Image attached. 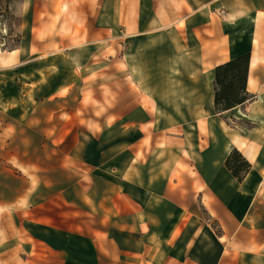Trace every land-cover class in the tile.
I'll list each match as a JSON object with an SVG mask.
<instances>
[{"label":"crops","instance_id":"obj_1","mask_svg":"<svg viewBox=\"0 0 264 264\" xmlns=\"http://www.w3.org/2000/svg\"><path fill=\"white\" fill-rule=\"evenodd\" d=\"M18 15L0 46V264H264V0ZM247 53L250 97L219 112L216 67Z\"/></svg>","mask_w":264,"mask_h":264},{"label":"trees","instance_id":"obj_2","mask_svg":"<svg viewBox=\"0 0 264 264\" xmlns=\"http://www.w3.org/2000/svg\"><path fill=\"white\" fill-rule=\"evenodd\" d=\"M250 54L238 56L216 67L215 107L225 111L249 99L247 91ZM227 167L242 180L250 168V163L237 149L226 160Z\"/></svg>","mask_w":264,"mask_h":264},{"label":"rangeland","instance_id":"obj_3","mask_svg":"<svg viewBox=\"0 0 264 264\" xmlns=\"http://www.w3.org/2000/svg\"><path fill=\"white\" fill-rule=\"evenodd\" d=\"M20 0H0V46L8 49L17 43Z\"/></svg>","mask_w":264,"mask_h":264}]
</instances>
